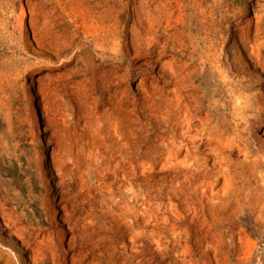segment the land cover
Wrapping results in <instances>:
<instances>
[{
	"label": "rangeland",
	"instance_id": "1",
	"mask_svg": "<svg viewBox=\"0 0 264 264\" xmlns=\"http://www.w3.org/2000/svg\"><path fill=\"white\" fill-rule=\"evenodd\" d=\"M0 264H264V0H0Z\"/></svg>",
	"mask_w": 264,
	"mask_h": 264
}]
</instances>
